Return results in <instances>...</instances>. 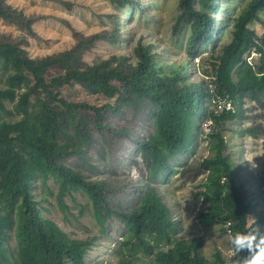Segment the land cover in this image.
Segmentation results:
<instances>
[{
    "label": "trees",
    "instance_id": "1",
    "mask_svg": "<svg viewBox=\"0 0 264 264\" xmlns=\"http://www.w3.org/2000/svg\"><path fill=\"white\" fill-rule=\"evenodd\" d=\"M51 1L66 8L73 5L69 0ZM109 1L114 7L138 4L136 0ZM218 5L219 0H178L172 34L187 27L183 56L168 57L139 37L129 39V44L134 43L131 57L113 53L88 62L84 55L98 41L116 44L127 39L118 13L107 14L112 25L97 32L85 35L72 30L75 42L70 48L31 57L25 45L27 37H37L32 25L41 15L26 14L0 0V18L20 32L16 36L0 33L4 84L0 86V264H88L85 255L97 236L72 237L41 214L32 189L37 180L47 186L49 179L56 185L55 199L64 212L65 197L74 199V193L81 191L103 229L113 217L123 224L125 233L113 264H228L218 248L209 259L202 253L201 238L177 234L178 221L157 186L177 156L192 152L197 139L203 138L212 155L202 158L197 167L182 170L204 175L201 189L195 192L206 203L196 212L199 222L222 223V231L229 227L235 231L246 227L253 209L237 168L224 154V131L243 97L259 101L264 96V31L258 34L250 26L259 22L264 27L258 15L264 0L245 1L233 17L229 41L218 53L212 52L206 64L201 63L202 74L209 78L193 80L188 69L192 59H202L206 45L215 43ZM252 48L259 54L253 63L244 58ZM76 86L104 101L67 98L64 92ZM217 94L227 95L232 107L215 111L205 104ZM128 107L134 113L149 114L152 128L137 142L144 175L133 188L125 184L118 193L105 181L93 180L84 169L86 153L95 143L106 159L114 138L128 135L124 127L111 128L107 122L109 113ZM246 130L254 132L250 127ZM70 159L78 160L76 167L67 163ZM47 190L52 192L48 186ZM123 190L130 193L126 207L119 198ZM259 195L264 202V183ZM255 222L264 232V209Z\"/></svg>",
    "mask_w": 264,
    "mask_h": 264
},
{
    "label": "rangeland",
    "instance_id": "2",
    "mask_svg": "<svg viewBox=\"0 0 264 264\" xmlns=\"http://www.w3.org/2000/svg\"><path fill=\"white\" fill-rule=\"evenodd\" d=\"M6 1L26 14L41 15L32 25L37 37H27V45H25L31 57L70 48L75 42L72 30L86 35L110 27L112 23L107 16L109 13H118L124 19L122 25L124 24L127 39L116 44L98 41L84 55V59L88 62L95 58H106L113 53H126L131 57L134 43L129 44V39L136 40L139 37L154 43L155 50H160L168 57L185 54L187 27L183 26L179 32L172 34V25L179 10L178 0H136L138 4L135 7H131L128 3L122 7H114L109 0H69L73 3L71 8L51 0ZM245 1L219 0L215 11V43L206 45L202 59L198 60L196 57L192 59L188 69L193 80H199L201 77L205 80L209 78L202 74L201 63L206 64L210 54L218 53L221 46L229 41L233 17ZM258 15L263 20L264 9L260 10ZM127 16L128 20H126ZM250 26L254 27L258 34L264 31V27L259 22H251ZM0 33L16 36L20 32L14 25L6 24L0 18ZM257 58L258 55L254 53L246 56L251 63ZM0 86H4L2 75H0ZM64 94L73 100L104 101V98L90 94L78 86L66 90ZM241 100L239 111L232 120L226 122L227 129L224 134L227 147L224 154L237 168V177L242 189L247 194V199L253 203L249 216L255 219L264 209V202L259 195L264 183V96L262 95L259 101L248 97H243ZM205 104L213 108L215 102L212 99ZM7 107L11 109V104L8 103ZM107 122L111 128L124 127L128 130V135L122 134L114 138L116 143L108 147L106 159L100 156L98 144L95 143L93 149L86 153L84 173L91 175L93 180L105 181L108 187L116 188L119 193L121 186L126 184L128 188H133L137 184L136 181L144 175L137 142L150 133L152 121L149 114L134 113L128 107L116 113H109ZM248 127L253 128L254 132L247 131ZM204 130L207 131L208 128L204 126ZM211 155L207 140L198 138L192 152L179 154L172 163V170L165 173L157 186L162 200L178 221L177 234L184 238L191 236L201 238L202 253L209 259L213 258L215 248L227 258L230 246L227 243L226 230H221L225 225L222 223L204 225L196 217V212L204 209L206 205L201 196L195 194L201 189L200 182L204 175L194 170L182 173L187 167H197L202 158ZM67 163L71 167H76L78 160L70 159ZM47 186L51 193L48 192ZM47 186L41 185L37 180L32 189L41 214L54 220L72 237L86 239L97 236L95 243L85 255L88 264H113L117 260L115 250L118 241L125 233L123 224L113 217L106 222L103 229L96 221L87 197L81 191L74 193V199L69 198L70 196L65 197L67 210L64 212L55 199V183L49 179ZM129 196V192L120 191L119 198L125 203V207L129 202ZM10 245L14 246L12 239Z\"/></svg>",
    "mask_w": 264,
    "mask_h": 264
},
{
    "label": "clouds",
    "instance_id": "3",
    "mask_svg": "<svg viewBox=\"0 0 264 264\" xmlns=\"http://www.w3.org/2000/svg\"><path fill=\"white\" fill-rule=\"evenodd\" d=\"M245 223L243 229L233 231L229 227L226 231L230 246L228 264H264V232L259 230L251 216H247Z\"/></svg>",
    "mask_w": 264,
    "mask_h": 264
},
{
    "label": "built area",
    "instance_id": "4",
    "mask_svg": "<svg viewBox=\"0 0 264 264\" xmlns=\"http://www.w3.org/2000/svg\"><path fill=\"white\" fill-rule=\"evenodd\" d=\"M252 53L259 55L255 48H252L250 50L249 54H244V58L246 59V56L251 55ZM247 60V59H246ZM248 61V60H247ZM250 62V61H248ZM212 90V87H211ZM215 105H214V109L215 111H222L223 109H229L232 107V102L230 100V98L227 95H219L217 94L214 98H213Z\"/></svg>",
    "mask_w": 264,
    "mask_h": 264
}]
</instances>
